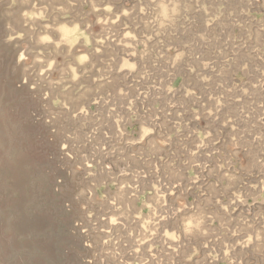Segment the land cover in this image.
<instances>
[{"label":"rangeland","instance_id":"374dc122","mask_svg":"<svg viewBox=\"0 0 264 264\" xmlns=\"http://www.w3.org/2000/svg\"><path fill=\"white\" fill-rule=\"evenodd\" d=\"M49 2L70 3L66 21H79L92 37L106 38L103 55H93L97 68L111 58L119 61L125 51L120 40L129 31L153 50L145 59L135 58L141 69H150L151 79L114 71L93 93L99 102L90 99L87 106L111 133L98 138L105 149L98 163L88 161L99 173L95 181L103 182L96 195L110 197L126 181L122 207L96 199L86 215L76 191L81 177L72 176L59 126L27 75L25 47L30 55L42 54L33 37L43 22L30 27L21 13ZM148 2L0 0V264H94L96 232V239L120 246L118 264H264V256L238 243L264 225V0H172L183 11L163 31L152 15L139 11ZM155 15L163 24L165 10ZM64 36L70 52L84 48L83 42L69 47L80 40L71 24ZM181 53L179 62H170ZM98 76L94 69L81 84L95 89ZM120 89L136 98L135 119L119 109L127 119L121 135L131 144L116 137L117 126L105 118L109 104H127ZM145 122L157 127L145 131ZM161 131L171 142L151 156ZM123 167L130 174L117 179L104 171L118 176ZM157 180L164 199L158 234L139 245L141 218L148 216L143 201L151 203ZM236 195L243 202L233 203ZM202 206L213 220L209 234L166 239L165 230L179 228L184 215ZM116 215L123 224L113 227ZM245 220L253 227L233 236L230 229ZM137 246L140 252L132 251Z\"/></svg>","mask_w":264,"mask_h":264},{"label":"clouds","instance_id":"9594fccd","mask_svg":"<svg viewBox=\"0 0 264 264\" xmlns=\"http://www.w3.org/2000/svg\"><path fill=\"white\" fill-rule=\"evenodd\" d=\"M71 7L70 3H56L55 5L51 2L43 5L33 3L30 9L21 13L25 18V23L30 27H35V22L37 21L43 22L39 32L33 37L34 43L42 48L43 52L42 54L37 52L36 55H30L26 46L24 63L27 65V75L32 79L34 89L40 94L51 118L59 126L58 132L62 138L60 147L65 155L71 174L74 178L77 176L81 177L76 191L82 194L81 207L85 209L87 215L88 205L96 199H107L111 205L122 207L120 205L122 195L128 191L127 182L125 181L116 185V191L110 197H97L96 195L100 183L103 182L98 183L95 181V177L99 173L95 167L89 166L88 161L92 160L98 163L100 153L105 152V149L98 143V138L102 133L106 138H110L111 133L104 131L107 127L104 120L100 119L97 114L89 113L87 107L89 100L91 99L93 103L99 102V97L93 95V93H98L101 82L107 81L114 71L126 73L127 75L136 73L138 78L151 79L152 72L150 69H141L138 60L135 58L145 59L153 55V50L146 46L142 47L144 42L140 41L129 31L124 34L126 38L122 37L120 40V43L125 47V51L119 61L115 62V58H111L102 69L97 68L93 55H103L107 40L106 38L96 39L92 37L91 33L87 31L88 26H82L79 21H66L65 18L71 15L69 11ZM138 8L145 15H152L161 31L173 23L183 11V5L172 2V0H169L167 4L149 0L142 7L138 5ZM160 8L165 10L163 24H160L159 16L155 15ZM53 12H55V15H53ZM68 24H71V27L80 37V40L72 42L69 47L74 48L81 42L84 45V48H80L76 53L70 52L65 47L67 42L64 32ZM152 34L154 35L155 32ZM85 48H91V51H85ZM182 57L183 53L173 57L170 62L175 64ZM94 69L99 72V76L94 81L97 84L95 89L81 84V81ZM166 90L171 91L172 89L168 88ZM117 94L126 98L128 102L124 105L117 103L115 107L109 104L105 118L110 117L111 123L117 126L116 137L131 144V140H127L125 136L121 135L122 131L126 133V129L123 126L127 119L120 113L119 109L121 107L128 109L131 118L135 119L134 100L136 98L123 89H120ZM145 95H150V92L146 91ZM142 127L147 131L157 126L154 123L145 122ZM179 130L177 128V131ZM136 139H139V137ZM170 142L171 137L161 131L151 145L154 151L150 155L159 156ZM89 145H94V147L89 150ZM200 146L196 148L195 152H192L193 156L199 152ZM110 151H114V149ZM160 159H163V157L160 156ZM104 171L108 173L110 179H117L130 174L128 167L121 168L118 176H112L108 169ZM140 176L141 173L138 172L135 174L134 179H139ZM229 179L234 180L235 178L230 177ZM85 181H88V183ZM156 185H159V187ZM162 188L163 185L157 180L151 190V203L143 201V204L148 209V216L147 218H141L142 228L138 237L139 245H143L145 239L151 240L154 235L158 234L159 220L157 216L159 215V208L164 204L161 194ZM137 191H139V188H137ZM236 201L243 202L241 195H236L233 203ZM160 218L163 219L164 217L161 216ZM121 224H123V221L120 220L119 215H116L112 220L113 227ZM212 224L213 220L207 208L202 206L200 212L193 210L189 214L184 215L179 228L170 231L165 230L164 235L169 241H180L182 237L193 236L197 233L201 235L209 234ZM252 227L253 225L245 220L235 230L230 229V231H232L233 236H240L241 228L250 229ZM98 235L99 233L96 232L91 236L93 246L98 248L93 258L94 264H118V258L122 255L120 246L114 240H109L106 243L102 237L96 239L95 237ZM238 243L244 247L251 246L253 252L264 256V225L257 231H253L251 235L240 239ZM140 250L139 246L132 249L134 252H140ZM142 264H145V262H142Z\"/></svg>","mask_w":264,"mask_h":264}]
</instances>
